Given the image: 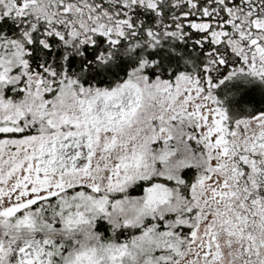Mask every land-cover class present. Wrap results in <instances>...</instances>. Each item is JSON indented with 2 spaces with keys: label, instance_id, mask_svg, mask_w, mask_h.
Masks as SVG:
<instances>
[{
  "label": "snow or ice",
  "instance_id": "6c2138e0",
  "mask_svg": "<svg viewBox=\"0 0 264 264\" xmlns=\"http://www.w3.org/2000/svg\"><path fill=\"white\" fill-rule=\"evenodd\" d=\"M0 264H264V0H0Z\"/></svg>",
  "mask_w": 264,
  "mask_h": 264
}]
</instances>
